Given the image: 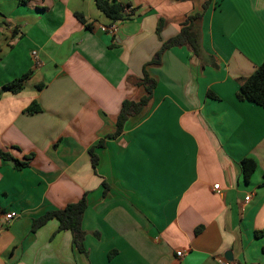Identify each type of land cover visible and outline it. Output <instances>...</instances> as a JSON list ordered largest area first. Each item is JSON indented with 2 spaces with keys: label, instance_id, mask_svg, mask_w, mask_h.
I'll use <instances>...</instances> for the list:
<instances>
[{
  "label": "crops",
  "instance_id": "obj_1",
  "mask_svg": "<svg viewBox=\"0 0 264 264\" xmlns=\"http://www.w3.org/2000/svg\"><path fill=\"white\" fill-rule=\"evenodd\" d=\"M115 1L132 16L110 35L94 0H0V88L30 73L0 94V148L32 154L20 170L0 159V227L15 215L0 264H264V108L236 97L264 63V0ZM202 12L200 57L166 49L146 68L150 100L107 138L122 102L145 95L143 66ZM32 101L41 112L23 114ZM85 193L82 251L56 219L31 231Z\"/></svg>",
  "mask_w": 264,
  "mask_h": 264
},
{
  "label": "trees",
  "instance_id": "obj_2",
  "mask_svg": "<svg viewBox=\"0 0 264 264\" xmlns=\"http://www.w3.org/2000/svg\"><path fill=\"white\" fill-rule=\"evenodd\" d=\"M178 1H190V0H178ZM96 8L108 19V25L115 22H122L131 19V11L129 6L123 5L115 0H94ZM209 0L203 4V12L208 8ZM202 13L189 16L181 27L180 32L167 42H164L159 51L151 59V61L143 66L142 79L138 82L145 90V95L137 102L131 100H124L122 102L120 111L115 122V131L108 135L107 138H116L123 130L125 122L133 116L138 115L142 109L146 106L152 96V91L156 85V80L153 79L147 71V67L150 65H159L162 53L170 47H186L195 57H200V31L199 22L202 18ZM77 19L84 23V18L80 14H76ZM86 27H88L86 25ZM162 27L161 21L157 26V33H159ZM29 72L22 75L19 78H15L12 81L2 85L0 88V94L4 92H10L12 94L20 93L25 88V82L29 77ZM44 84L35 86L37 90H41ZM213 97V95H212ZM236 97L240 101H248L257 106L264 108V63H261L256 67L254 72L244 79L239 91L236 93ZM41 112V108L36 101H32L24 110L23 114L33 115ZM103 146L102 141H98L96 145L89 149L91 162L93 168L97 165V157L94 154V149L101 148ZM32 154L24 156V161H19L11 156L10 153L0 148V159L13 162V168L20 170L29 164ZM240 167L242 170L243 179L247 182L256 169V164L252 159L244 158L240 161ZM104 189L107 190V185L103 182ZM86 193L75 203H68L62 209L52 210L45 212L42 216L34 219L31 225V231L35 232L36 229L44 225L50 219H56L58 221L57 231H68L72 237V244L80 251H82V242L84 239V232L81 227L82 216L86 209Z\"/></svg>",
  "mask_w": 264,
  "mask_h": 264
},
{
  "label": "built area",
  "instance_id": "obj_3",
  "mask_svg": "<svg viewBox=\"0 0 264 264\" xmlns=\"http://www.w3.org/2000/svg\"><path fill=\"white\" fill-rule=\"evenodd\" d=\"M128 11L129 10H127V12ZM117 30H118V28H117V23L116 22L111 24V25L101 26L100 27V31L101 32H106V33H108L110 35H114L117 32ZM32 58L34 60L35 66L36 67L40 66V61L38 60L36 52H32ZM213 188H214V190H218V184L214 185ZM248 199H249V196H246L245 197V201H248ZM14 217H15V215L13 213H6L4 215V223H3L2 226L3 227L7 226L11 222V220L14 219ZM1 227H0V231L2 229ZM176 256L180 257L181 256V252L180 251L176 252ZM222 262H223V264H234V263L228 262V261H222Z\"/></svg>",
  "mask_w": 264,
  "mask_h": 264
}]
</instances>
